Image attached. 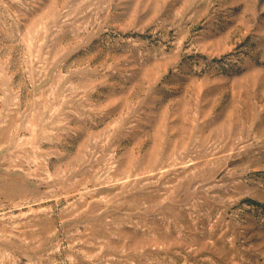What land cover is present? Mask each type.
I'll list each match as a JSON object with an SVG mask.
<instances>
[{
	"label": "rangeland",
	"instance_id": "1",
	"mask_svg": "<svg viewBox=\"0 0 264 264\" xmlns=\"http://www.w3.org/2000/svg\"><path fill=\"white\" fill-rule=\"evenodd\" d=\"M0 264H264V0H0Z\"/></svg>",
	"mask_w": 264,
	"mask_h": 264
}]
</instances>
